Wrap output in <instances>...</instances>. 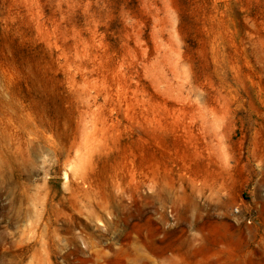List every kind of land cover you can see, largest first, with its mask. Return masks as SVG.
Instances as JSON below:
<instances>
[{
  "label": "rangeland",
  "instance_id": "374dc122",
  "mask_svg": "<svg viewBox=\"0 0 264 264\" xmlns=\"http://www.w3.org/2000/svg\"><path fill=\"white\" fill-rule=\"evenodd\" d=\"M263 206L264 0H0V264H264Z\"/></svg>",
  "mask_w": 264,
  "mask_h": 264
},
{
  "label": "bare ground",
  "instance_id": "6f19581e",
  "mask_svg": "<svg viewBox=\"0 0 264 264\" xmlns=\"http://www.w3.org/2000/svg\"><path fill=\"white\" fill-rule=\"evenodd\" d=\"M162 182H159L158 185H161ZM162 188V186H161ZM159 222L163 223V221L161 219H159ZM76 240V237H74L72 239V241ZM224 240H226V238L224 237ZM154 253V250L149 247V249H144V250H137L135 253H130V254H126L125 258L129 261V264H148L150 261V254ZM83 254V253H81ZM70 255L73 256L72 253H70ZM116 255V254H115ZM79 255H76L74 257L75 261H78ZM93 258L95 259L94 262L95 264H102L103 262H106L109 260V257L106 255H93V254H89L88 258L85 260H80L78 264H89ZM72 264V263H69Z\"/></svg>",
  "mask_w": 264,
  "mask_h": 264
},
{
  "label": "built area",
  "instance_id": "2783aa9c",
  "mask_svg": "<svg viewBox=\"0 0 264 264\" xmlns=\"http://www.w3.org/2000/svg\"><path fill=\"white\" fill-rule=\"evenodd\" d=\"M235 215L237 216L239 215V210H235ZM244 219H245V222L249 225L253 222L252 215H248Z\"/></svg>",
  "mask_w": 264,
  "mask_h": 264
},
{
  "label": "crops",
  "instance_id": "0c3cea01",
  "mask_svg": "<svg viewBox=\"0 0 264 264\" xmlns=\"http://www.w3.org/2000/svg\"><path fill=\"white\" fill-rule=\"evenodd\" d=\"M261 218L264 220V206L259 210ZM264 224V221H262Z\"/></svg>",
  "mask_w": 264,
  "mask_h": 264
}]
</instances>
